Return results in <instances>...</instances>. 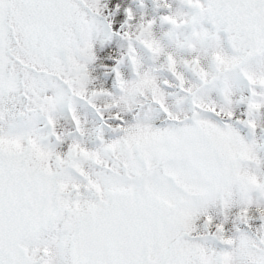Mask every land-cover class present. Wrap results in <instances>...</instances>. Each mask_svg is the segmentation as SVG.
I'll list each match as a JSON object with an SVG mask.
<instances>
[{
  "label": "snow or ice",
  "instance_id": "1",
  "mask_svg": "<svg viewBox=\"0 0 264 264\" xmlns=\"http://www.w3.org/2000/svg\"><path fill=\"white\" fill-rule=\"evenodd\" d=\"M0 264H264V0H0Z\"/></svg>",
  "mask_w": 264,
  "mask_h": 264
}]
</instances>
